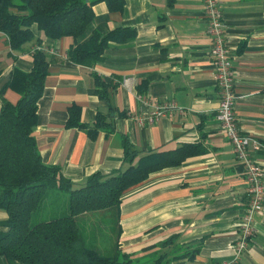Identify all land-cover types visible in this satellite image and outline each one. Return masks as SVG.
Returning <instances> with one entry per match:
<instances>
[{
	"label": "crops",
	"instance_id": "crops-1",
	"mask_svg": "<svg viewBox=\"0 0 264 264\" xmlns=\"http://www.w3.org/2000/svg\"><path fill=\"white\" fill-rule=\"evenodd\" d=\"M219 8L233 56L234 114L240 131L259 143L252 150L251 140L249 148L264 186V0H219ZM92 9L93 21L77 42L117 27L133 35L109 41L102 59L88 66L67 58L72 37L50 39L33 25L34 39L11 50L0 34V86L14 68L31 69L35 50L52 58L33 134L43 162L58 165L73 183L124 168L123 138L139 155L199 145L203 152L150 173L121 194L119 247L141 264L231 259L247 186L244 167L215 118L219 95L202 0H123L121 10L101 1ZM5 97L15 102L18 94L7 89ZM171 101L183 112L173 109L139 124L156 104ZM72 109L81 123L92 125L101 114L105 124L90 137L67 125ZM6 216L0 209V221ZM252 220L251 240L237 264H264V192ZM0 264L20 263L0 256Z\"/></svg>",
	"mask_w": 264,
	"mask_h": 264
},
{
	"label": "trees",
	"instance_id": "trees-1",
	"mask_svg": "<svg viewBox=\"0 0 264 264\" xmlns=\"http://www.w3.org/2000/svg\"><path fill=\"white\" fill-rule=\"evenodd\" d=\"M101 1L109 10L123 6V0H0V34L11 50L34 39L33 25L50 39L72 37L67 58L92 66L102 59L109 41L133 35L129 28L117 27L106 34L94 31L85 42H77L93 21L92 6ZM51 60L43 50H35L31 69L14 68L0 86V209L7 215L0 221V256L20 264H141L119 247L121 194L150 173L204 150L187 143L139 155L123 138L124 168L94 172L83 183H73L58 165L43 162L33 134ZM7 89L18 94L15 102L5 97ZM73 110L67 125L86 129L90 137L105 124L101 114L92 125L81 123ZM108 227L114 236L104 247L98 232Z\"/></svg>",
	"mask_w": 264,
	"mask_h": 264
},
{
	"label": "built area",
	"instance_id": "built-area-1",
	"mask_svg": "<svg viewBox=\"0 0 264 264\" xmlns=\"http://www.w3.org/2000/svg\"><path fill=\"white\" fill-rule=\"evenodd\" d=\"M203 13L206 21V33L210 38L209 54L214 67V80L219 95V103L215 118L220 131L230 141L234 154L244 167V178L247 186V202L240 218L236 239L233 243L231 259L215 264H237L247 250L254 231L252 225L253 214L258 212L263 203L264 186L259 164L252 157V150L259 148V143L242 133L238 127L234 114L235 87L234 68L232 65V49L227 43L219 0H202ZM127 79H124L126 82ZM142 97V96H141ZM145 101L144 97L142 98ZM176 109L182 113L183 109L174 102L158 103L152 113L139 117V124H152L165 112ZM252 140V150L249 143Z\"/></svg>",
	"mask_w": 264,
	"mask_h": 264
},
{
	"label": "rangeland",
	"instance_id": "rangeland-1",
	"mask_svg": "<svg viewBox=\"0 0 264 264\" xmlns=\"http://www.w3.org/2000/svg\"><path fill=\"white\" fill-rule=\"evenodd\" d=\"M60 203L62 204L63 201L61 200ZM99 237L101 238L100 243L104 246V247H108L109 244H111V241L113 240V236H114V230L110 227L104 229V230H100L98 232Z\"/></svg>",
	"mask_w": 264,
	"mask_h": 264
}]
</instances>
